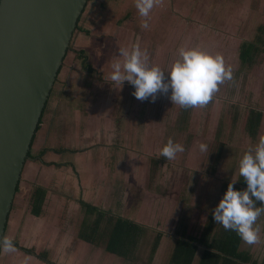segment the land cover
<instances>
[{
	"label": "crops",
	"instance_id": "1",
	"mask_svg": "<svg viewBox=\"0 0 264 264\" xmlns=\"http://www.w3.org/2000/svg\"><path fill=\"white\" fill-rule=\"evenodd\" d=\"M211 6L212 7L209 6L210 8L208 7L205 9L210 11V9H213L214 4ZM132 16L133 14L131 13L126 19ZM113 25L114 24L106 25V28L113 29ZM257 30L261 34L260 36L264 37L262 36V32L259 29ZM78 31H80L82 35L80 36V40L76 41L75 38L77 37L76 34ZM77 32L72 44H76L78 48H71L58 80L59 82L61 75H65L64 81L66 82H62L63 87L60 88V92H57L56 84L52 93L40 129L36 134L30 152V158L26 163L20 188L10 215L6 237L14 241L15 249L11 252L3 251L0 256V264H21L24 260L27 261V264H52L48 263L51 261L48 257L49 255L51 256L52 252L47 250L46 247L52 242L56 234L55 227L57 223L54 217V209L59 208L63 210L62 216H66L64 208L70 206L71 201L74 200H72L73 194L70 196L69 191L70 193L75 192V195H77L78 193L81 194V190L84 191L83 195L86 198L80 199L79 202L78 200L76 201L81 207H83L81 203L84 201L90 203L94 207H98L102 212L121 216L132 222L139 223L144 227L145 233L148 228L146 225L150 224L151 227L155 223V218L153 216L160 214L158 210L152 211L153 209L155 210L156 205L161 207L160 210L163 209L167 211L170 216L172 215L173 218L170 221V225L173 228L172 231H174V234H166L164 230L161 229H159L160 231L156 230V241L159 236H162L161 245L156 254H154L155 241L150 253L149 263H153L156 255L160 254L162 255L161 258L167 261H159L156 264H173L172 260L176 241L185 233L188 235L192 234V236H200L208 225L213 211H209L207 207L208 204L206 205V203L210 200L211 196H208V194H205V196L203 195L200 201L204 199V201H202L204 204L195 202L188 208L184 206L182 199L174 201V204L169 205L167 208L165 205L162 206V201H158L156 202L157 204H154L153 209L144 211L146 207L145 202L139 195H137V199L134 197L132 193L134 189L130 190L129 194L123 190L121 191L123 192L121 195H119L118 193L120 192L117 191L118 193H114L115 195L113 193L111 195L108 193V195L106 194L103 196L105 192L114 190V188H108L107 181L109 178L112 180L111 182L121 181L120 179L124 178L123 176L126 175L128 181L132 180V183H135L134 180H136V178L138 182L148 179L149 183L142 187L143 189L140 192L141 195L145 196L146 191L153 190V185L157 186L158 183H161L164 190L168 192L169 187L167 188V182L169 179H162V177H169V175L171 176L174 172L183 175L184 169H187L186 167L190 170L197 171L199 174H201L199 171L200 168L204 166H208L207 168H209L210 165H212V170L219 151H200L198 145L200 142L197 136L193 137L194 134L191 130L186 132L182 129V125H179L178 129L174 130V127L172 129V132L174 130L173 133H176V139L173 138V140L183 144L186 139H192L189 140L194 143L191 144L192 147L190 150L192 152L185 153L188 154V159L190 157L194 164L198 162V165L187 164V161L179 162L177 156H179L180 153L182 154V152H178L176 158L172 160L162 157V155H160V150L166 143L167 129L176 124L169 120V122H165L162 126L160 123L161 121H167L165 118H151L148 110L149 106L151 107L150 100L146 99L141 101L136 99L132 95L134 88L131 84L127 86L128 89L121 90L129 96V103H127V105L125 103L126 106L124 110L129 113L130 110H133L135 115H137V111L140 110L145 113L146 117L143 113L139 116H132L129 113L124 115L123 112H120L118 103H115L113 99L112 101L107 99L109 98L108 95L114 97V94H117V91H119L118 86H111L112 83L107 80L108 74L112 71L111 65L113 61L118 59V56L115 55L116 53L114 54V45H117L119 42L109 37H107V40L99 38L91 42L89 41L90 46L88 45L89 48H87L84 47L87 44L83 45L82 43L88 41L86 36L91 35V31L81 26V20ZM257 41L260 42L259 36H257ZM241 45L237 52L239 62H241ZM93 47L96 50L93 54L96 56L90 58L88 53L90 48ZM81 51H84L86 54L85 56H89L91 59L88 60L89 64L86 63V60L80 58L79 53ZM81 61L82 65L78 66L77 63ZM83 64L85 67H83ZM89 67L93 68V70ZM244 67L248 66L244 65ZM65 69L66 72H64ZM102 80H106L109 87L102 88L100 89L101 92H99L97 91V88H99L98 83L102 82ZM157 94L160 95L161 93ZM163 106H165L164 110H166V103H164ZM120 107L122 111H124L123 107ZM180 128L181 130L179 131ZM177 132H180L179 135ZM188 135H190L189 138ZM145 140L146 143L144 142ZM153 140H156L157 144L155 147L150 148ZM143 144H148L149 148L146 147L145 149ZM222 145V159L216 174L221 172L223 166H225V161L229 158L233 159V161H231V163H233L232 167L236 168V171H238V164L236 166L234 163L236 159H240L242 154H238V152L233 153V150L227 151L225 149V142ZM186 146L184 148H186ZM200 153L201 156H199ZM236 154L238 157L231 158ZM202 158L205 159L203 164L199 163ZM198 173L195 174L198 175ZM138 175L141 178L136 177ZM100 182L105 185L106 189L101 191L98 189L97 192L96 190ZM180 182H182V180ZM189 182L190 181H187L186 187L183 189L185 192L189 190L193 192V190H195L187 187ZM37 188H41L47 193V199L41 207L40 214L36 213L34 204L36 200L34 195ZM124 196L125 199H121V197L124 198ZM185 196H187L186 193ZM154 201L156 200L154 199ZM122 208H125L127 213L122 214ZM84 210L87 215L86 219H92L93 217L90 223L95 221V216L98 212L89 215L85 208ZM139 214L143 219L145 215L146 218H150L151 214H153V216L151 220L147 218L148 222L146 221V223H143L137 219ZM89 226L90 225H88L87 228ZM71 229L72 228H68V234L71 232ZM82 232L83 230H81L80 235ZM68 234L66 235V239ZM165 238L167 240L166 245L169 247H165L166 245L162 246ZM80 239L89 245L91 244L82 239L81 236ZM243 243L244 241L241 242L240 249L249 252L254 260V256L257 257L255 255L256 253L253 250L249 251L248 249H244L242 247ZM91 245L96 249H105L107 253H110L107 251L106 247ZM161 248H163L164 254ZM40 251L43 252L40 253ZM204 251L205 247L201 246L194 264H200ZM116 256L117 255L113 257ZM117 258L120 261L127 260L119 256H117ZM254 261H256V259Z\"/></svg>",
	"mask_w": 264,
	"mask_h": 264
},
{
	"label": "rangeland",
	"instance_id": "2",
	"mask_svg": "<svg viewBox=\"0 0 264 264\" xmlns=\"http://www.w3.org/2000/svg\"><path fill=\"white\" fill-rule=\"evenodd\" d=\"M210 4H214V7L209 11L205 8L212 7ZM131 13L133 16L126 19ZM143 19L148 20L149 26L146 29L140 26V22ZM109 24H114V28H106V25ZM81 26L91 31V35L86 36L88 43H82L83 45L87 44L84 47L89 48L90 42L95 39L107 40V37H109L119 42L117 45H114V54L116 53L115 55L122 59L119 56V49L127 48L131 50L133 44L139 43L141 49L146 50L149 63L159 65L164 70L169 69L172 62L178 57V49L180 47H199L213 55L217 53L222 55L225 67H230L232 70L231 79H225L220 83L217 91L213 93L205 105L182 107L173 104L169 99V94H157L156 100L150 103L151 107L149 106L148 110L151 118H165L167 121H161L160 124L162 126L165 122H169V120L176 124L170 127V130L167 129L166 142L169 137L176 139V133L173 132L175 129H178L179 125H182L184 131L191 130L194 134L193 137L197 136L200 143L207 144V151L213 150L217 152L225 142V149L227 151L233 150V153L238 152V154H243L250 146H254L259 138L252 139L247 128V121L252 109L263 112L262 131L260 130V135H264V61L259 57L258 63L252 67L248 66L250 68L244 67L238 61L237 54L239 46L243 42L257 41V36L261 35L257 29L264 36V0H154L153 7L147 18L139 15L138 9L136 8V0H91L87 11L81 19ZM76 35L75 40H80L81 32L78 31ZM72 45L73 49L78 48L76 44ZM91 49L94 50L92 51ZM94 51L96 52L94 47L90 48L88 53L90 58L96 56L93 54L95 53ZM89 56H87L88 60L90 59ZM88 60L86 63L89 64ZM77 64L78 66L82 65V61ZM84 64L83 67H85ZM64 72H66V69ZM64 80L65 75H61V79L57 83V92L61 91L60 88L63 87L62 82H66ZM98 84L99 88H97V91L99 92H101L100 89L108 86L106 80H102ZM128 85L129 83L127 81L123 82V85H114V87L118 86V93H115L114 97L108 95L109 98H107L110 101L113 99L115 103H118L119 111L123 112L124 115L129 113L124 110L127 103H129V96L121 90L128 89ZM164 103H166V110H164ZM120 106L123 107L125 112L122 111ZM142 113L139 110L137 111V115H135L133 110H130L129 114L139 116ZM143 115L146 117L145 113ZM173 127L174 130L172 132ZM179 133L177 132L178 135ZM189 140L186 139L182 144L184 147L186 145L189 146L184 148L182 154L180 153L179 156H176L179 162L187 161V164L193 165V160L190 157L188 159V154L185 153L192 152L190 150L192 147L191 144L194 143ZM144 142L146 143V140ZM156 144V140H153L150 148L155 147ZM143 146L146 149L148 144H143ZM199 156H201V153ZM236 156L237 154L231 158H235ZM204 160L202 158L199 163L203 164L205 162ZM231 161L233 159L229 158L226 160L221 172L215 175H212L210 172L212 165L209 168H207L208 166L201 167L199 170L201 174L186 167L187 169H184L183 175L174 172L169 177H162V179H169L167 182V188L169 187L168 192L164 190L161 183H158L159 185L155 183L158 187L153 185V190H147L145 196L141 195L140 192L143 189L142 187L149 183L148 179L138 182L136 178L140 177L138 175L135 177V183H132V180L128 181L126 175L120 179L121 181L111 182L112 180L109 178L107 181L108 188H114V190L105 192L103 196L108 195V193L111 195L112 193L118 192L121 195L123 193L121 191L123 190L129 194L130 190L134 189L132 191L134 197L137 199V195L141 196L146 206L144 211H148L153 209L154 204H157L156 202L158 201H162V206L165 205L166 208L174 204V201L180 199L183 200L186 208L195 202L204 204L202 202L204 199L200 201V198L208 194L211 197L206 205L208 204L209 211H213L215 205L223 195V183L225 181L230 182L232 179H237L235 182L237 183L241 178L236 168L232 167L233 163ZM235 161L234 164L237 166L239 159ZM194 165H198V162ZM195 173H198V175ZM181 180L182 182H180ZM186 180L190 181L187 187L192 190L195 189L193 192H190L191 190L188 192L183 190L186 187ZM98 189L101 191L103 189L105 190L106 187L100 182L96 190L97 192ZM185 193L187 196H185ZM69 194L70 196L73 194L72 200H74L71 201L70 206L64 208L66 216H62L63 210L59 208L54 209V217L58 225L56 224V234L52 242L46 247L47 250L52 252L51 256L49 255L48 257L51 261L48 263L156 264L159 261H167L161 258L162 255L157 254L154 262L149 263L150 253L157 238L156 230L161 229L166 234H174V231H172L173 228L170 225L173 217L167 211L160 210V206L158 207L156 205L155 210H152L160 211L159 215L153 216L151 214L150 218L147 217L149 218L148 220H151L153 216L155 223L151 227L150 224H145L148 228L141 241L140 248L135 254V258L130 261H120L117 256L113 257L115 255L107 253L105 249H96L91 244L89 245L80 239L79 235L81 230L91 224L90 222L93 217L92 219H86L87 215L84 208L76 202L77 200L79 202L80 199L85 198L83 195L84 191L81 190V194L78 193L77 195H75V192L70 193L69 191ZM121 199H125V196L124 198L121 197ZM260 203L257 201V205ZM122 209V214L127 213L125 208ZM147 218L145 215L143 219L140 214L137 217L143 223L148 222ZM256 223L260 225L261 229L258 242L251 245L244 242L242 247L249 251L253 250L256 253L255 255L257 257L254 256L256 264H264V212L257 217ZM68 228H72L69 234L67 231ZM67 234L68 237L66 239ZM166 243L167 240L165 238L162 246L166 245ZM165 247L169 246L166 245ZM161 251L164 254L163 248H161Z\"/></svg>",
	"mask_w": 264,
	"mask_h": 264
},
{
	"label": "water",
	"instance_id": "3",
	"mask_svg": "<svg viewBox=\"0 0 264 264\" xmlns=\"http://www.w3.org/2000/svg\"><path fill=\"white\" fill-rule=\"evenodd\" d=\"M90 1L0 0L2 236L36 134Z\"/></svg>",
	"mask_w": 264,
	"mask_h": 264
},
{
	"label": "clouds",
	"instance_id": "4",
	"mask_svg": "<svg viewBox=\"0 0 264 264\" xmlns=\"http://www.w3.org/2000/svg\"><path fill=\"white\" fill-rule=\"evenodd\" d=\"M153 4L154 0H136L139 15L147 18ZM140 26L148 28V20L143 19ZM119 56L122 59L113 61L107 80L113 86L127 81L134 88L132 95L141 101L149 99L154 102L157 93H161L169 94L172 103L182 107L202 106L217 91L218 85L232 76V70L225 67L222 55H213L199 47H180L178 57L167 70L150 64L146 50H142L139 43L133 44L131 50L119 49ZM207 148L206 143H200V151H207ZM183 151L184 146L169 137L160 154L172 160ZM238 173L246 186L236 188L237 179H232L215 205L212 218L251 245L259 240L261 229L256 221L264 212V135H260L258 142L242 154L238 161ZM257 201L261 203L257 205ZM14 249V241L0 235V252ZM21 264H27V261Z\"/></svg>",
	"mask_w": 264,
	"mask_h": 264
},
{
	"label": "trees",
	"instance_id": "5",
	"mask_svg": "<svg viewBox=\"0 0 264 264\" xmlns=\"http://www.w3.org/2000/svg\"><path fill=\"white\" fill-rule=\"evenodd\" d=\"M259 40L260 42L250 41L241 45L240 57L243 65L252 67L259 62V57L264 61V37L259 36ZM79 54L80 58L88 60L84 51ZM89 68L93 70V68ZM262 121L263 112L252 109L247 121L248 132L252 139L259 137ZM222 152L223 148H220L211 170L212 175L217 173ZM228 183V181L223 183V192H225ZM245 186L242 178L234 184L236 188H244ZM34 197L36 198L34 202L36 213L40 214L41 207L47 199V193L45 190L37 188ZM81 204L89 215L98 212L95 221L87 229H83L81 238L95 246L106 247L108 252L121 258L127 260L135 258L144 238V227L124 217L102 212L98 207H94L85 201ZM187 235L186 233L183 234L176 241L173 264H194L201 246L205 247V251L200 264H256L249 252L240 249L242 240L236 232L230 229L226 230L219 223H215L212 215L200 236ZM161 240L162 236H159L154 246V254L161 245Z\"/></svg>",
	"mask_w": 264,
	"mask_h": 264
},
{
	"label": "flooded vegetation",
	"instance_id": "6",
	"mask_svg": "<svg viewBox=\"0 0 264 264\" xmlns=\"http://www.w3.org/2000/svg\"><path fill=\"white\" fill-rule=\"evenodd\" d=\"M86 55V54H85Z\"/></svg>",
	"mask_w": 264,
	"mask_h": 264
}]
</instances>
